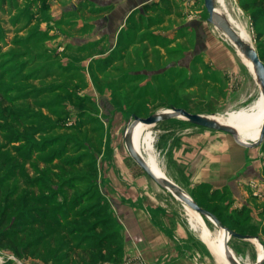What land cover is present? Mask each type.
Segmentation results:
<instances>
[{"label": "rangeland", "instance_id": "rangeland-1", "mask_svg": "<svg viewBox=\"0 0 264 264\" xmlns=\"http://www.w3.org/2000/svg\"><path fill=\"white\" fill-rule=\"evenodd\" d=\"M169 1L187 10L185 1ZM194 1L184 17L201 14L199 20L207 22L203 1ZM68 3L0 0V264H152L147 238L141 247L128 244L135 248L132 259L131 252L124 254L122 232L131 226L117 219V207L102 197L97 181L115 165L132 173L129 162L149 189L160 188L127 154L126 122L175 106L235 127L257 114L263 98L239 51L253 79L235 104L210 98L219 94L197 85L179 64L165 68L169 60L113 61L121 70L109 73L86 67L80 53L60 43V31L74 30L71 20L84 12L77 8L72 17L69 8L60 10ZM236 30L247 40L241 27ZM138 144L158 173L174 179L222 225L246 235L230 236L227 244L242 264H252L259 256L255 240L264 251V135L253 147L241 146L227 132L174 116L145 124ZM160 190L152 191L162 228L181 249L183 262L220 264L212 253L221 243L220 229ZM219 255L229 264L223 248Z\"/></svg>", "mask_w": 264, "mask_h": 264}, {"label": "crops", "instance_id": "crops-1", "mask_svg": "<svg viewBox=\"0 0 264 264\" xmlns=\"http://www.w3.org/2000/svg\"><path fill=\"white\" fill-rule=\"evenodd\" d=\"M218 1L228 18L231 17L234 28L241 27L245 31L247 42L255 46V50L262 47L264 15L252 18L251 13L257 8H264L263 3L260 0ZM194 6L195 2L185 9L190 11ZM67 8L71 10L70 13L78 12L77 8L84 12L79 16L76 14L78 19L71 20L74 30L70 28L68 34L60 31V43L65 46V51L69 49L80 53L86 67L94 65L96 69H103L102 73H109L121 70L120 66L112 64L113 61H132L136 64L135 62L143 60V56L154 63H166L169 60L165 68L179 64V67L187 70L188 78H194L198 82L197 85H205L219 94L217 98L212 95L210 98L221 101L223 97H227L234 104L243 99L251 86L254 77L237 50L224 42L212 24L199 20L201 14L192 15L190 12L191 17H184V12L186 14L188 11L172 5L169 0H70L60 10H68ZM73 13L72 17L75 16ZM178 32L180 35H177ZM173 55L177 56L176 59H172ZM150 70L157 72L161 67ZM230 94L233 95L232 98ZM127 164L132 173L115 165L114 169L103 170L102 179H97L101 182L98 186L102 197L117 207V219L121 223L127 222L128 227L131 226L129 230L122 232L126 238L125 242L123 240L124 254L131 252L129 259H132L135 248L128 247V244L133 242L141 247L142 244L145 245L147 238L148 262L188 264L187 261L183 262V255L178 254L181 249L174 242H168L169 234L162 228L164 217L158 211V198L154 197L155 193L152 191H159L158 194L162 190L155 187L149 189L151 187L145 185L146 180L141 174H137L133 164ZM134 176L136 184L133 182ZM171 180L178 184L174 179ZM138 204L149 206H144L142 210L140 206L137 207ZM123 226L126 229V225ZM160 246L162 250L157 251ZM168 246L172 248L169 249ZM151 247H155V250ZM173 256L176 257L175 260Z\"/></svg>", "mask_w": 264, "mask_h": 264}, {"label": "water", "instance_id": "water-1", "mask_svg": "<svg viewBox=\"0 0 264 264\" xmlns=\"http://www.w3.org/2000/svg\"><path fill=\"white\" fill-rule=\"evenodd\" d=\"M203 8L206 12V21L212 24L217 30H219L235 47L244 55L250 62L253 68L254 77L259 87V93L264 99V63L260 60L254 47L248 43L234 28L229 18L219 12L215 6L213 0H202ZM174 116H181L187 119L189 122L196 125H200L210 129H216L227 132L231 135L233 141L241 146L253 147L257 145L264 135V113L260 123L258 133L255 138H247L242 140L238 137L236 128L227 123L219 122L208 115L200 113H190L181 107L171 106L169 109L152 112L146 116L133 115L132 119L127 121L122 131V140L124 148L129 157L134 163L160 188H164L178 198L184 205L193 209L197 213L209 218L217 227L221 229V243L225 252L226 258L232 264H242L238 257H236L230 250L227 240L230 236L244 238L246 235L239 234L226 226L216 218V216L209 210L198 205L178 184L173 182L165 175L153 170L146 162L139 150L134 146L132 141V129L137 122L143 124H151L159 120L167 119ZM261 258H256L252 264H259Z\"/></svg>", "mask_w": 264, "mask_h": 264}, {"label": "bare ground", "instance_id": "bare-ground-1", "mask_svg": "<svg viewBox=\"0 0 264 264\" xmlns=\"http://www.w3.org/2000/svg\"><path fill=\"white\" fill-rule=\"evenodd\" d=\"M214 2V6L215 8L217 9V4L219 5V8L220 9H224L223 6L221 5V3L218 1V0H213ZM218 10V9H217ZM219 11V10H218ZM224 11V10H223ZM221 12V11H219ZM223 14H225L227 16V14L225 12H221ZM228 17V16H227ZM230 20V19H229ZM240 34V33H239ZM240 36H242L240 34ZM242 38H244L242 36ZM245 39V38H244ZM246 40V39H245ZM247 41V40H246ZM236 48V47H235ZM237 50V49H236ZM238 51V50H237ZM240 53V52H239ZM245 60L247 61L248 65L250 66V68L253 70L252 68V65H251V62L244 56L242 55ZM255 81H256V78L254 77ZM262 97V96H261ZM263 113H264V99L261 100V104H260V109L259 111L257 112V114L255 116H253L252 118H250L249 120L247 121H243V123H238L235 125V128H236V131L238 133V137L242 140H246L247 138H255L257 133H258V130H259V127H260V123H261V120H262V116H263ZM211 118H214L215 120L219 121V119L217 117H211ZM220 122V121H219ZM145 127V124L143 123H140V122H137L133 129H132V141H133V144L134 146L139 150L140 152V149H139V139H140V136H141V133L143 132V129ZM234 127V126H233ZM141 153V152H140ZM145 159V158H144ZM146 162L149 164V166L155 170L156 172H158L156 170V168L154 167V165L151 163V162H148L146 160ZM186 206V205H185ZM188 207V206H186ZM189 208V207H188ZM190 210H192L193 212L196 213V217L199 216V213H197L196 211H194L193 209L189 208ZM221 231V229L219 230ZM255 240V239H254ZM255 243H256V246H257V250H258V253H259V256L258 258H261L263 257L264 255V251H263V248L262 246L257 242V240H255ZM222 243H220L219 245L215 246L212 250V253L216 256V258L219 260L220 264H225L219 253L220 251L222 250ZM224 257L225 259L227 260V262L229 264H232L225 256V252H224Z\"/></svg>", "mask_w": 264, "mask_h": 264}, {"label": "trees", "instance_id": "trees-1", "mask_svg": "<svg viewBox=\"0 0 264 264\" xmlns=\"http://www.w3.org/2000/svg\"><path fill=\"white\" fill-rule=\"evenodd\" d=\"M263 3L264 6V0H260ZM258 15H264V8H257L256 10H253L251 13V17L254 18ZM262 47H259L257 50V54L262 61L264 58V43H261ZM202 207V206H201ZM204 208V207H203ZM206 209V208H205ZM208 210V209H207ZM210 211V210H209ZM213 213V212H212ZM214 214V213H213Z\"/></svg>", "mask_w": 264, "mask_h": 264}, {"label": "built area", "instance_id": "built-area-1", "mask_svg": "<svg viewBox=\"0 0 264 264\" xmlns=\"http://www.w3.org/2000/svg\"><path fill=\"white\" fill-rule=\"evenodd\" d=\"M184 1L186 2V4H185L186 6H191V5H193L194 2H195L194 0H183V2H184Z\"/></svg>", "mask_w": 264, "mask_h": 264}, {"label": "flooded vegetation", "instance_id": "flooded-vegetation-1", "mask_svg": "<svg viewBox=\"0 0 264 264\" xmlns=\"http://www.w3.org/2000/svg\"><path fill=\"white\" fill-rule=\"evenodd\" d=\"M133 116V115H132Z\"/></svg>", "mask_w": 264, "mask_h": 264}]
</instances>
